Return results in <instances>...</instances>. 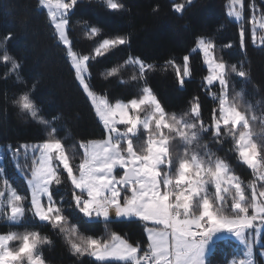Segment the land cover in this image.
<instances>
[{
	"label": "snow or ice",
	"instance_id": "1",
	"mask_svg": "<svg viewBox=\"0 0 264 264\" xmlns=\"http://www.w3.org/2000/svg\"><path fill=\"white\" fill-rule=\"evenodd\" d=\"M79 2L38 0L40 7L47 10L56 39L66 48L75 80L103 125L104 138L80 141L82 155L79 163H75L76 153H69L52 126L58 118L48 120L40 116L31 96L36 86L20 93L13 104L48 130L41 142L21 144L15 149L8 146L14 159L22 151L26 160L31 159L30 178H26L29 196L21 195L9 179L2 178L0 218L9 226L20 225L27 219L51 225L64 237L72 255L91 257L97 264H210L209 253L222 233L234 237L243 246L242 257L233 259L231 264H257V245L264 256V243H261L264 240V143L256 140L253 122L257 117L249 116L250 109L242 105V91L231 98L228 91L231 74L245 78L248 73L243 67L229 66L217 57L211 38L200 36L190 51L202 55L207 67V75L203 77L205 86L219 87V95L210 92L218 102V109H212L210 125L201 117L199 97L190 101L189 109L182 115L166 112L147 81V73L155 66L139 57H129L125 63L138 67V75H133L131 80L142 84L140 94L126 102H111L105 94L94 90L89 62L130 40L123 35L107 37L91 55L74 51L68 26ZM101 2L113 12L125 7L121 0ZM192 2L174 3L172 9L182 13L186 4ZM244 8L245 0H229L227 15L239 22ZM249 23L254 25L252 44L264 47V19L259 22V36L255 15ZM100 31L92 26L88 34L95 36ZM239 35L243 49V27ZM11 39L12 33L0 39V63L7 68L5 78L15 76L22 83L21 64L7 48ZM189 61L190 55H184L182 72L175 61L165 62V67L171 65L176 69L180 87L191 76ZM118 72L119 67L115 66L101 75L107 79ZM208 132L218 145L231 137L234 147L230 151L238 163L251 169L256 179L244 185L229 161L201 142L202 133ZM177 137L179 145L173 144ZM180 146L182 151L178 150ZM62 173H66L71 183V202L64 201L62 196L56 199V186L64 182ZM65 205L82 214L86 222L102 221L107 234L96 238L81 235L75 224L68 223ZM133 218L145 224L147 239L143 244L146 246L141 242L130 243L108 228L114 220ZM50 244V237L38 230L25 228L23 232L0 233V264H46L41 248Z\"/></svg>",
	"mask_w": 264,
	"mask_h": 264
},
{
	"label": "trees",
	"instance_id": "2",
	"mask_svg": "<svg viewBox=\"0 0 264 264\" xmlns=\"http://www.w3.org/2000/svg\"><path fill=\"white\" fill-rule=\"evenodd\" d=\"M121 2L124 9L113 12L101 0H80L69 17L68 34L73 50L81 54H93L103 38L123 35L130 40L128 44L89 62L91 83L98 94H105L113 102L138 96L142 84L131 80L133 75H138V67L125 62L129 57H139L155 66L147 73V81L166 112L182 115L189 109L190 101L199 97L201 117L205 124L210 125L212 109H218V102L212 99L210 92L219 95V87L216 85L208 89L205 86L203 77L207 75V69L202 55L199 52L191 54L190 51L197 37H208L216 46L217 57L229 66L235 64L237 68L243 67L248 73L245 78L231 74L229 97L242 91V105L250 109L249 116L257 117L253 122L256 140L264 143V47L252 44L248 38V27L245 28V47H240V24L227 15L229 0H193L190 5L186 4L182 13H176L172 5L184 0ZM261 12L264 15V8ZM247 14V10L244 11L243 23L247 20ZM247 17L251 18V15ZM92 26L100 28V33L89 35ZM8 33H12V39L7 43V48L21 64L23 82H18L15 76L5 78L7 68L0 63V147L11 145L15 149L21 144L38 143L45 139L46 126L21 113L13 104L14 98L35 85L31 96L40 109V116L48 120L58 118L52 123L57 129L56 135L64 141L69 153H76L75 163H79V142L103 139V125L75 80L66 48L56 39L47 12L40 7L38 0H0V39ZM186 54L190 55L191 76L180 87L176 69L171 65L165 67V62L173 60L182 70ZM115 66L119 67L117 75L107 79L101 75ZM225 141L223 145H218L212 141L210 132L201 135V142L207 143L213 152L227 159L233 172L247 185L256 177L251 169L237 162L234 152L230 151L234 147L231 138L227 137ZM178 150L182 151L181 146ZM4 157L6 178L18 193L29 196L26 178H30L31 159L20 156L19 166L24 171L19 173L15 165L8 162V156ZM62 179L63 184L56 186V199L62 196L64 201L71 202V183L66 179V173H62ZM65 210L68 223L75 224L84 237L96 238L107 234L102 221L86 222L82 214L67 205ZM25 228L38 230L52 240V244L41 248L46 264H97L91 257L72 255L58 229L48 224L32 219L20 225L0 224V233L9 230L23 232ZM108 228L130 243L141 242L142 246H146L143 244L147 239L145 224L141 221H113ZM226 249L218 244L210 256V264L222 263L231 257L233 254L230 255Z\"/></svg>",
	"mask_w": 264,
	"mask_h": 264
},
{
	"label": "rangeland",
	"instance_id": "3",
	"mask_svg": "<svg viewBox=\"0 0 264 264\" xmlns=\"http://www.w3.org/2000/svg\"><path fill=\"white\" fill-rule=\"evenodd\" d=\"M253 5H255V8L253 9ZM257 7H259L260 9H258ZM264 8V0H249V1H245V8H244V11L247 10V15H251V17L253 15H255V28H256V32H257V35L259 36L260 32H261V29L259 28V22L261 19H264V15L263 13L261 12ZM43 9V8H42ZM46 12L47 10L44 9ZM246 15V18L247 20L245 21V23H243V19L239 22L235 21L234 18H231L233 21H235L236 23L240 24V28L243 27L244 30L245 28L248 27V30H249V33H248V38L251 40V33H252V28H253V24L252 23H249V19ZM68 29H69V26H68ZM70 38V37H69ZM71 40V39H70ZM245 43H246V32H245ZM255 46H258V47H261L259 46V44L257 43V45ZM215 51V50H214ZM193 52H191L192 54ZM190 63V61H189ZM205 65V64H204ZM206 67V65H205ZM207 69V67H206ZM182 72V70H181ZM189 78V77H187ZM185 78V79H187ZM213 86H216V85H213ZM212 86V87H213ZM111 101V100H110ZM123 101V100H122ZM113 102V101H111ZM126 102V101H125ZM144 114L141 113V116H143ZM99 119V118H98ZM228 138H231V137H228ZM141 139H143V136H141ZM100 140V139H98ZM259 142V141H258ZM178 143V144H177ZM32 144H36V143H32ZM173 144L175 145H179L180 142H179V138L177 137L174 141H173ZM31 145V144H30ZM181 149H182V146H181ZM78 155H82V152L81 150L79 149V146H78ZM4 155H7L8 156V159H10V161L8 162H11L13 165H15L16 167V172L18 171L19 173H22L21 171H19V169H21V167L19 166V163H20V156L23 155V151L21 153L20 156L16 157L15 159L12 157V154L11 152L9 151L8 149V146L3 148V147H0V169H3V172H0V177L1 178H6V174H5V168H6V163H5V160H4ZM30 159V158H29ZM120 171V170H118ZM11 183V182H10ZM12 187H14L13 184H11ZM15 188V187H14ZM114 215V213H113ZM114 221H139L138 219H129V220H114ZM0 224L1 225H5L7 224L5 221H3L2 218H0ZM221 238L218 239L214 245L212 246V249L209 253V256H208V259H210V256L214 254V252L216 251L217 249V246L219 244V247L220 248H227L226 250L230 253V255H232L231 257L229 258H226L222 263H218V264H231V261L233 259H239L242 257V245L239 244L238 241L235 240L234 237H231L229 234L227 233H222L220 234ZM147 237V236H146ZM224 243V244H223ZM261 243H263V240L261 241ZM256 261H257V264H264V256H261L260 255V252H261V248L259 245L256 246ZM235 252V253H234ZM93 259V258H92ZM94 260V259H93Z\"/></svg>",
	"mask_w": 264,
	"mask_h": 264
}]
</instances>
